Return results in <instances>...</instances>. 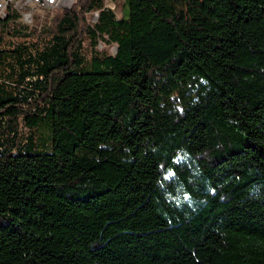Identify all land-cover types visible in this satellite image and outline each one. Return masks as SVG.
<instances>
[{
    "label": "trees",
    "instance_id": "trees-1",
    "mask_svg": "<svg viewBox=\"0 0 264 264\" xmlns=\"http://www.w3.org/2000/svg\"><path fill=\"white\" fill-rule=\"evenodd\" d=\"M123 2L0 18V264H264V0Z\"/></svg>",
    "mask_w": 264,
    "mask_h": 264
},
{
    "label": "built area",
    "instance_id": "built-area-1",
    "mask_svg": "<svg viewBox=\"0 0 264 264\" xmlns=\"http://www.w3.org/2000/svg\"><path fill=\"white\" fill-rule=\"evenodd\" d=\"M68 2L69 0H0V17L2 18L6 15L7 6L10 5L19 13L18 21L31 27L39 24L34 22L35 20L44 17L39 10H50L51 13L48 16L50 17L55 10L66 6Z\"/></svg>",
    "mask_w": 264,
    "mask_h": 264
},
{
    "label": "rangeland",
    "instance_id": "rangeland-1",
    "mask_svg": "<svg viewBox=\"0 0 264 264\" xmlns=\"http://www.w3.org/2000/svg\"><path fill=\"white\" fill-rule=\"evenodd\" d=\"M73 0H69L68 4L66 6H68ZM105 5L112 8L114 10V12L116 13V15L118 17H121L124 12L126 11V5L124 4L123 0H105ZM43 13V18L39 19V20H35L34 22H37L39 24L46 22V20L48 19L49 14L51 13L50 10L46 9V10H39ZM87 18L90 22H93L96 19V13L94 11L89 12L87 15ZM99 48L101 50H106L108 52L113 53L115 51L116 48V44L111 42V43H106L102 40H99V44H98ZM37 132L40 134H45L46 131V127L44 125H40L37 127Z\"/></svg>",
    "mask_w": 264,
    "mask_h": 264
},
{
    "label": "water",
    "instance_id": "water-1",
    "mask_svg": "<svg viewBox=\"0 0 264 264\" xmlns=\"http://www.w3.org/2000/svg\"><path fill=\"white\" fill-rule=\"evenodd\" d=\"M1 18V17H0Z\"/></svg>",
    "mask_w": 264,
    "mask_h": 264
}]
</instances>
